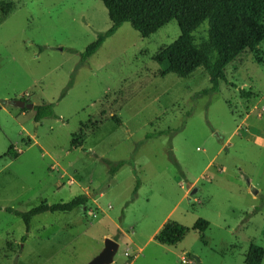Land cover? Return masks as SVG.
Here are the masks:
<instances>
[{
	"label": "rangeland",
	"instance_id": "rangeland-1",
	"mask_svg": "<svg viewBox=\"0 0 264 264\" xmlns=\"http://www.w3.org/2000/svg\"><path fill=\"white\" fill-rule=\"evenodd\" d=\"M0 1L12 4L0 23V264H87L106 237L115 264H247L251 245L264 248V41L226 68L235 86L203 95L204 68L162 76L154 59L180 36L176 20L148 37L125 22L79 65L112 25L101 0ZM48 103L55 116L37 121ZM78 195L88 200L29 229L16 213ZM168 220L189 228L176 245L154 238Z\"/></svg>",
	"mask_w": 264,
	"mask_h": 264
},
{
	"label": "trees",
	"instance_id": "trees-1",
	"mask_svg": "<svg viewBox=\"0 0 264 264\" xmlns=\"http://www.w3.org/2000/svg\"><path fill=\"white\" fill-rule=\"evenodd\" d=\"M108 10L111 27L100 34L81 53L80 64L87 61L125 23L130 22L143 37L156 33L168 22L176 20L180 36L170 44L161 46L154 59L160 65L161 75L176 73L182 77L204 68L209 75L210 86L200 94H213L220 83L235 86L226 76V68L246 51H255L264 41V0H101ZM12 4L0 1V23L9 15ZM207 23V37L199 40L194 34ZM242 97L250 93L240 89ZM35 119L55 116L53 104L35 106ZM116 122H120L116 117ZM150 135H148L149 137ZM78 145L79 142H76ZM125 161L113 164V176ZM138 188V187H136ZM88 200L87 195H78L68 202L48 204L43 202L27 212L18 213L29 229L34 216L43 212H71ZM13 211L12 208L6 209ZM210 222L199 218L192 229L204 234ZM189 228L176 221L168 220L155 239L161 244L180 243ZM264 248L251 245L245 262L261 264Z\"/></svg>",
	"mask_w": 264,
	"mask_h": 264
},
{
	"label": "water",
	"instance_id": "water-1",
	"mask_svg": "<svg viewBox=\"0 0 264 264\" xmlns=\"http://www.w3.org/2000/svg\"><path fill=\"white\" fill-rule=\"evenodd\" d=\"M13 104L21 108L32 109L34 107V104L27 103L26 101L19 99L14 100ZM197 191H198L197 188L193 189L190 195L195 194ZM118 249H119L118 241L114 240L113 238L106 237L103 249L87 264H115L114 258ZM196 259L198 261L200 260L198 257H196Z\"/></svg>",
	"mask_w": 264,
	"mask_h": 264
},
{
	"label": "crops",
	"instance_id": "crops-1",
	"mask_svg": "<svg viewBox=\"0 0 264 264\" xmlns=\"http://www.w3.org/2000/svg\"><path fill=\"white\" fill-rule=\"evenodd\" d=\"M26 109H27V108H26ZM102 192H103V191L100 192V195H102ZM166 222H167V221H163V223H161L160 227L158 228L157 233L159 232V230L163 227V225H164ZM157 233H155V235H156Z\"/></svg>",
	"mask_w": 264,
	"mask_h": 264
},
{
	"label": "built area",
	"instance_id": "built-area-1",
	"mask_svg": "<svg viewBox=\"0 0 264 264\" xmlns=\"http://www.w3.org/2000/svg\"><path fill=\"white\" fill-rule=\"evenodd\" d=\"M126 255L128 256V255H129V253H126Z\"/></svg>",
	"mask_w": 264,
	"mask_h": 264
}]
</instances>
